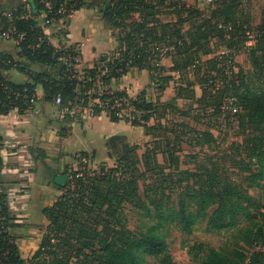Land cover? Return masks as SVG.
I'll use <instances>...</instances> for the list:
<instances>
[{
    "label": "trees",
    "instance_id": "16d2710c",
    "mask_svg": "<svg viewBox=\"0 0 264 264\" xmlns=\"http://www.w3.org/2000/svg\"><path fill=\"white\" fill-rule=\"evenodd\" d=\"M45 1L56 6L64 0ZM164 1L167 0L158 2ZM74 2L77 3L76 11L86 6L85 0H70L68 6ZM236 2L230 0L228 5L222 2L214 15L210 19H203L201 23L195 22L201 16L198 10L186 5L179 6L181 15L177 23H161L159 20H149L154 9L148 0H113L111 7L104 12V20L117 39L118 48L112 54L102 55L91 68H84L80 72L75 61L81 55L77 47L72 46L69 50L57 48L47 39L37 45L36 41L46 34L32 17L17 20V16L23 15L20 9L12 22L6 17L2 19L1 31L15 26L25 33V40L18 44V56L27 63L56 68L58 73L30 72L22 62L0 53V116L14 109H18L20 114L31 109L33 106L24 97L28 96L29 99L41 86L45 101L55 103L56 98L60 97L63 109L72 110L78 106L91 108L92 117L105 111L114 123L122 121L118 116L122 109L132 106L134 111L131 114L136 117L131 123L132 127H143L145 135L155 139L153 144L157 146L160 143L155 132L165 129L162 122L167 114L180 110L172 104L159 106L147 101L145 91L137 96L136 101L129 100V106L118 107L119 99L129 98L127 92L112 91L106 94L100 92V87L111 86L113 81L127 77L132 69L147 71L155 84L172 82L174 77L163 73L182 72L190 68L194 59H200V52L204 49V55L211 54L206 49L217 31L216 25L220 20L225 23V27L232 24L230 21L234 17ZM172 6L177 7V4L173 2ZM42 10H46L44 4L38 12ZM147 11L150 14L145 15ZM183 15H187L185 20ZM217 16L219 19L215 23ZM59 19L54 18L55 21ZM66 23L67 20L64 25ZM186 23L190 29L181 34ZM153 24L160 27V33L155 32L151 26ZM237 31L249 33L243 26ZM255 34L251 64L256 75L264 81V9L261 29ZM158 43L164 49L173 48L167 54L172 59L171 68L161 64L159 50L163 48L157 50L153 46ZM210 62L207 63L209 68ZM13 68L25 72L33 83L19 85L6 80L1 71ZM242 79L239 86L226 92H231L230 96L239 109L238 119L242 123L247 121L253 131L259 132L262 136L258 141L263 143L264 85L256 90L250 87L245 76ZM205 93H208L207 89L203 90L202 98ZM215 93L220 98V90ZM190 98H194V90ZM92 100L99 102L91 104ZM216 109L220 112V105ZM151 120L156 124L149 126ZM183 127L195 134L189 145L198 147L215 141L212 134H199L185 124ZM173 142L181 152L185 142L180 144L176 138ZM108 146L109 156L116 159V166L108 168L104 164L98 172L85 168V172L74 173L63 187V195L52 206L43 209V216L49 221V226L38 251L27 260L22 258L10 233L14 225L2 185L3 160L0 157V264H157L158 261H161L159 264H166L169 251L167 229L176 226L190 231L199 219L204 218H207L206 226L210 232L236 229L238 241L229 248L200 246L204 257L198 264H264V199L262 202L254 200L232 179L220 174L214 165L215 175L209 169H205L204 176L178 171L179 175H185L182 182L193 178L199 188L180 194L177 206L171 205V196H167L163 187L166 182L162 180L161 187L159 182L152 185L154 177L151 171L161 176L164 174V167L158 161V148L148 149L140 158L138 147L131 146L124 136L110 137ZM167 147L169 150L161 151L164 162L168 157L170 162L179 165L176 150L169 145ZM82 156L89 157L87 154ZM250 157L256 159L257 163L258 174L253 183L264 196V144L257 145ZM148 172L151 176L147 175ZM190 203L195 206V212L189 210ZM127 207L140 216V224L135 231L128 226ZM210 210L213 212L209 215ZM241 219H244L245 225L238 227Z\"/></svg>",
    "mask_w": 264,
    "mask_h": 264
},
{
    "label": "rangeland",
    "instance_id": "374dc122",
    "mask_svg": "<svg viewBox=\"0 0 264 264\" xmlns=\"http://www.w3.org/2000/svg\"><path fill=\"white\" fill-rule=\"evenodd\" d=\"M108 1L112 5L113 0ZM148 1L154 9L153 16L148 17L149 20H159L161 23H177L181 15L179 6L186 5L198 10L201 16L195 22L201 23L203 19H210L214 15V11L218 5L222 2L223 4L225 2L226 5L230 4V0H213L210 5L206 4L203 0H167L163 3L158 2L159 0ZM173 2L177 4V7L172 6ZM236 4L233 12L234 17L230 21L232 23L230 24L231 28L235 27V29L234 31L232 29L229 30L228 26H224L225 23L223 21L220 20L218 22L216 25L217 31L214 37L209 40L206 49L211 54L204 55L206 52L204 49L202 50L203 53L200 52V59H194L190 68L182 72L163 73L164 75H172L174 77V80L168 84H155L150 80L149 75L150 81L145 86L146 88L143 89L146 92V100L159 106L172 104L180 110L179 112L167 114L166 119L162 122L165 129L161 132H155L156 136H158L159 145L153 144L155 139L147 137L143 127H132L131 123L136 119L131 114L133 112L131 110L132 106L122 109L118 115L122 119L121 122L132 127V140L129 144L138 147L137 154L140 158H143L148 149L153 150L154 148H158V152L160 153L158 161L164 167V174L161 176L156 171H151L154 177L152 185L159 182V187H161L160 182L162 180L166 182L163 187L166 190L167 196H171V205L177 206L180 201V194L189 193L199 188L195 185L193 178L190 181L184 180L182 182L181 179L185 175H179L178 171L204 176L205 169H209L212 172L211 174L215 175L216 170H214V165L217 166L220 174L232 179L236 185L246 191L254 200L262 202L264 199L262 191L253 183V179L258 174L256 169L257 163L256 159L250 157L252 150L257 145L261 146L264 144V141L263 143L258 141V138L262 135L257 131H253L247 121L246 123H242L238 119L239 109L235 105L234 99L230 96L231 92H226V90L234 86H239L244 76L250 87L256 88V90L261 89L264 85V81L256 75L251 64V52L255 48V45L253 47L248 46L247 33H237V30L241 26L247 31L249 30L250 34L259 32L261 29L264 0H238ZM144 14L150 13L147 11ZM186 18L187 15H183V19L185 20ZM218 19L217 16L214 22L216 23ZM151 26L157 34L161 32L158 25L153 24ZM182 29L181 34H184L189 31L190 25L186 23ZM60 33L58 36H60ZM114 40L117 42L115 37ZM157 45L159 46L156 47ZM157 45H153L157 50L162 47L161 43ZM76 50L80 52L79 48H76ZM171 50L173 48L159 50L161 64L168 68L173 66L171 57L167 56ZM212 60L213 62L211 63L210 61ZM209 62L211 63L210 68L207 66ZM77 70L79 72L82 71L79 68ZM138 72L140 73V71L132 69L127 77H124L129 82L130 86L128 88H131H126L124 91L131 98H136L143 91L132 90L134 86L133 82L136 79L141 80ZM204 89H207L208 93H205L204 98H202ZM100 90H102L101 87ZM111 90L114 91L112 88ZM193 90L194 98H190ZM217 90H220V98L215 93ZM98 102L97 100H92L91 104ZM219 105L221 107L220 112L216 109ZM102 113L107 114L105 111ZM139 122L145 124L142 121ZM155 124L156 122L151 120L148 125L153 126ZM183 124L188 125L193 130H197L199 134L203 132L212 134L215 141L209 145L198 147L189 145L195 134L191 133L188 128H184ZM175 138L180 140V144L181 142H185L182 144L181 152L178 151L175 146L176 143L173 142ZM168 145L170 148L176 150L175 155L179 159V165L170 162L168 157L164 162L161 151L169 150ZM113 162L111 166L108 163L95 164L89 159L88 164L80 163L78 165V163H74V165L67 167L64 174L68 176L69 182L75 172H85L87 168L98 172L104 164L108 168L115 167L116 159ZM151 167H153V163ZM147 175L151 176L150 172ZM63 187L52 186V189L56 191L59 189L60 193L58 197L53 193V198H51L52 203L47 207L52 206L63 195ZM189 210L195 212V206L192 203L189 205ZM212 212L213 210H210L209 215ZM125 213L128 217L129 228L135 231L140 224V216L131 207H127ZM206 222L207 218L199 219L190 231L176 226H170L167 229L169 251L166 264H198L204 257L200 246L215 249L229 248L233 247L238 241L236 229L210 232L207 229ZM238 224V227L244 226V219H241ZM13 225L14 227H28L24 234L10 233L14 238V243L19 247L22 258L25 260L30 259L38 251L43 235L49 226V221L40 215L31 224ZM160 262L158 261L157 264Z\"/></svg>",
    "mask_w": 264,
    "mask_h": 264
},
{
    "label": "crops",
    "instance_id": "0c3cea01",
    "mask_svg": "<svg viewBox=\"0 0 264 264\" xmlns=\"http://www.w3.org/2000/svg\"><path fill=\"white\" fill-rule=\"evenodd\" d=\"M39 1L0 0V32L1 21L8 12L28 2L33 5L34 14ZM108 2L85 0L86 6L76 11L66 25H54L46 29V35L53 46H74L80 49L81 55L76 68H91L102 55L112 54L116 50L117 42L104 20V12L111 5L109 2L106 9ZM42 18L40 16V22ZM0 53L22 62L30 72L51 75L58 73L56 68L25 62L18 56V44L4 40L1 35ZM1 73L14 84L33 83L25 72L15 68L2 70ZM138 75L141 80L133 82L132 90L142 91L150 81L149 74L147 71H140ZM129 86L126 78H122L120 81H113L110 88L124 91ZM37 94L39 101L24 114L14 110L0 116L2 185L10 205V213H13L11 216L15 218L13 224L18 225L31 224L34 219L43 216V209L52 203L53 193L57 197L60 193L59 189H52L56 185L55 178L65 175V169L76 163L77 156L87 154L95 164L108 163L112 166L115 159L109 156V138L124 136L128 143L132 140V127L124 122H112L106 113L94 117L86 111L64 114L60 105L43 99L41 86H38ZM15 197L16 206L13 208L10 202ZM27 228L13 227L10 232L24 234Z\"/></svg>",
    "mask_w": 264,
    "mask_h": 264
},
{
    "label": "built area",
    "instance_id": "2783aa9c",
    "mask_svg": "<svg viewBox=\"0 0 264 264\" xmlns=\"http://www.w3.org/2000/svg\"><path fill=\"white\" fill-rule=\"evenodd\" d=\"M70 0H64L63 2H59L56 6H53L51 3L46 2L45 0H40L37 3V9L35 11L34 14H32V9H33V5L25 2L23 3L21 6L15 8L14 10H12L11 12H8L6 14V18L9 21H13L14 16L17 15L20 11V9L23 11V15L22 16H17V20H22L28 17H32L34 20L37 21L38 26L41 27V29L43 30V32L46 34V29L53 27L54 25H64V22H66V20H68L75 12H76V6L77 3L74 2L71 6H68V2ZM206 4L210 5L213 0H203ZM44 4L46 10L45 11H40V13L38 12L39 7ZM39 13V14H38ZM40 16H43V18L41 19L42 21L40 22L39 18ZM52 16V17H51ZM55 17H60V19L58 21H55L54 18ZM228 29L231 30V25H228ZM59 30H62L61 28ZM1 37L6 40V41H11V42H15L17 44H20L22 41L25 40V33L19 31L15 26H11L10 28H8L7 30H2L0 32ZM49 40L47 35H45V37H40L36 42L37 45H39L40 43L44 42L45 40ZM256 43V35L255 34H247V44L249 47H253ZM32 49H34L35 47H31ZM62 48V47H60ZM65 50H69V48L67 47H63ZM71 48V47H70ZM75 61L79 62V58H76ZM100 84V83H99ZM101 93H106L109 94L112 92L110 86L108 87H103L102 90H100ZM129 98H122L119 99L117 101V106L120 107L122 105H126L129 106V100H133L136 101V98H131L130 96H128ZM25 100H28L29 104H31L32 106H34L37 103V98H38V94H37V89L30 95V98L28 99V96L24 97ZM148 101V100H147ZM55 103L60 105L61 104V98L57 97L55 100ZM14 110H18V109H14ZM13 110V111H14ZM132 111H134L133 107L131 108ZM88 112L89 115H93V110L91 108H82L80 106L73 108L72 110H69L68 108H64L63 112L64 114H77V113H81V112ZM89 159L92 161L91 158H85L82 155L77 156L76 158V163H78V165L80 163L82 164H88L89 163ZM76 173V172H75ZM78 176H81V174H78ZM1 187H0V192H1ZM16 200L17 197H15L10 203L11 206H13V208L16 206ZM10 207V205H9Z\"/></svg>",
    "mask_w": 264,
    "mask_h": 264
},
{
    "label": "water",
    "instance_id": "95a60500",
    "mask_svg": "<svg viewBox=\"0 0 264 264\" xmlns=\"http://www.w3.org/2000/svg\"><path fill=\"white\" fill-rule=\"evenodd\" d=\"M110 3H107L106 9H108ZM68 176L67 175H60L55 178V184L59 187L66 186L68 183Z\"/></svg>",
    "mask_w": 264,
    "mask_h": 264
}]
</instances>
